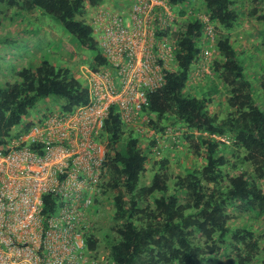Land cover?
<instances>
[{"label":"trees","instance_id":"obj_1","mask_svg":"<svg viewBox=\"0 0 264 264\" xmlns=\"http://www.w3.org/2000/svg\"><path fill=\"white\" fill-rule=\"evenodd\" d=\"M166 1L182 16L186 13L183 4L191 5L193 0ZM194 1L203 8L214 34L219 31L211 70L221 90L213 85L209 91L224 96L228 110L225 116L211 113L208 92H190L188 84L200 59L206 27L193 18L177 42L176 69L167 72L163 87L148 96L143 112L153 131L148 146L156 147L158 138L170 128H182L174 144L182 143V151L201 159L202 165L171 179L168 160L163 158L149 185H140L147 171L148 146H141L142 132L126 128L116 107L109 109L99 136L105 144V174L97 185L93 210L98 215L102 198L110 195L113 224L102 238L89 234L86 241L89 251L107 254L114 264H264V245L253 222L264 218L260 186L264 182V109L257 105L252 77L229 36L240 14L233 0ZM259 1L252 3L258 5ZM101 2L0 0V15L5 10L10 21L32 14L36 22L39 16L45 22L44 16L53 19L82 51L92 52L85 64L97 71L107 61L84 16L87 4L95 7ZM250 16L264 21V13L257 8L250 10ZM35 21L31 24L37 25ZM54 64L44 57L36 67L14 70L15 80L0 86V148L14 132L25 133L36 124L23 119L47 100L57 106L58 114H71L88 103L87 91L70 67L56 68ZM234 212L246 215L253 224L230 226L237 218ZM101 243L106 251L100 249Z\"/></svg>","mask_w":264,"mask_h":264},{"label":"built area","instance_id":"obj_2","mask_svg":"<svg viewBox=\"0 0 264 264\" xmlns=\"http://www.w3.org/2000/svg\"><path fill=\"white\" fill-rule=\"evenodd\" d=\"M100 11L91 25L107 65L81 67L88 103L14 132L0 148V264H114L89 251L86 241L105 174L99 136L111 107L125 124L146 121L148 96L178 65L180 16L166 0ZM198 19L206 26L201 43L207 59L215 34L204 15Z\"/></svg>","mask_w":264,"mask_h":264},{"label":"rangeland","instance_id":"obj_3","mask_svg":"<svg viewBox=\"0 0 264 264\" xmlns=\"http://www.w3.org/2000/svg\"><path fill=\"white\" fill-rule=\"evenodd\" d=\"M132 1L103 0L95 7L87 4L84 19L91 24L100 10L119 11L122 8L127 9ZM233 1L237 4L240 20L236 27L229 32V36H231L232 44L237 53L242 54L243 65L247 75L252 77L254 90L257 95V105L264 109V21H257L250 16L252 8H257L260 13H264V0H260L258 5H254L252 3L253 0ZM182 8L187 10L188 14L186 15L185 13L183 17L180 16L179 32H182L188 22L192 21L196 15L200 14L201 16L203 14V8L194 0L191 5L183 4ZM128 11L129 9L126 10V12ZM3 13L0 15V22H2L0 26V86L12 83L15 80L13 75L15 71L23 67H36L44 57H49L52 63L55 62L56 68L70 67L73 76L80 80L83 85L80 69L82 66L88 67L85 63L89 59L88 56H92V52L82 51L75 39L66 34L59 24L47 16H44L46 22L42 20V16H39L40 21L36 22L34 20L35 14L16 17L10 21L9 13L5 10ZM31 21H35L37 25L31 24ZM218 33L219 31L215 30V39ZM94 37L95 39L97 38V36ZM210 55L207 59L202 58L197 64L188 85L192 94H198L203 91L208 92L209 98L212 100L209 104L210 112L225 116L228 110L225 97L209 91L213 85L218 86V90H221L211 70V65L216 59L217 53L213 51ZM256 95L254 94L255 98ZM58 111L57 106L51 100H47L41 107L37 106L36 109L32 110L23 121L24 123L29 121L37 123L41 118H44L43 116L58 114ZM143 119L148 122L149 116L145 114ZM146 121L126 124V128L142 132L141 146L143 148L149 145V138L153 134V131L148 129ZM178 130H182V128H177L176 126L170 128L166 135L158 138L156 147L148 146L146 148L149 161L147 163V171L144 173L140 185H149L153 171L158 169L157 163L161 162L163 158L168 160L166 167L171 179L178 175H184L185 170L188 168L202 165L201 159H195L192 154L182 151L184 149L182 143L174 144V141H177V138L181 135V131L179 132ZM102 146L105 149L104 143ZM260 186L264 190V182H261ZM105 199L106 201L99 207V214L93 219L94 221L96 220L95 234L101 238L102 235L109 232L113 224L110 195ZM233 214L237 215V218L229 222L230 226L245 227L255 222V233L260 238V244L264 245V218L260 217L252 222L244 214L238 212ZM100 249L106 251L103 243H101Z\"/></svg>","mask_w":264,"mask_h":264},{"label":"clouds","instance_id":"obj_4","mask_svg":"<svg viewBox=\"0 0 264 264\" xmlns=\"http://www.w3.org/2000/svg\"><path fill=\"white\" fill-rule=\"evenodd\" d=\"M183 11L186 12V15L188 14V11H187V10H184V9H183ZM184 15H185V14H184ZM202 15H204V14H202ZM179 16H181V15H179ZM198 16H200V14L196 15L195 18H198ZM204 16H205V15H204ZM181 17H183V15H182ZM87 22H88V21H87ZM88 23H89V22H88ZM89 24H90V23H89ZM211 26H212V25H211ZM212 27H213V26H212ZM185 29H186V28H184L182 32H179V29H178V38L180 37V36H179V33H180V35H181V34L185 31ZM202 37H203V36H202ZM201 39H202V38H201ZM215 40H216V39H215ZM215 42H216V41H215ZM214 46H215V45H214ZM214 46H213V51L216 52ZM201 59H202V43H201V54H200V59L195 63L196 65H195L194 69L196 68L197 64L200 62ZM102 200H103V202L106 201V199H105L104 197L102 198ZM93 211H95V210H93ZM98 212H99V211H98ZM96 216H97V215H96V213H95L94 218H96ZM94 218H93V219H94ZM95 221H96V220H95ZM95 221H94V220L92 221V222L94 223V225H93V229H92V231H91L89 234H94V235H96V234H95V233H96V230H95V227H96ZM89 234H88V235H89ZM106 255H107V254H106Z\"/></svg>","mask_w":264,"mask_h":264}]
</instances>
